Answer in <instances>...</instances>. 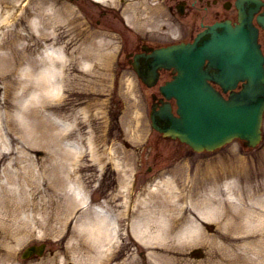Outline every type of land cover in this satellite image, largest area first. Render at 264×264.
I'll return each mask as SVG.
<instances>
[{
    "label": "bare ground",
    "instance_id": "6f19581e",
    "mask_svg": "<svg viewBox=\"0 0 264 264\" xmlns=\"http://www.w3.org/2000/svg\"><path fill=\"white\" fill-rule=\"evenodd\" d=\"M44 1L28 0L34 9L35 18H27L26 12L14 22H4L8 16H18L15 12L18 2H25L0 0V9L3 11L0 26L7 27L3 30V40L0 43V80L4 83V100L0 103L6 109L14 104L9 94L13 84L18 83L16 95L23 98L20 105L22 111L28 112L33 103L37 104L35 116L38 127L43 124L47 127L48 123L57 127L62 123L56 131L46 128V138L58 141L60 137H64L70 128L67 115L73 111L77 124H80L78 114L86 121L88 138L91 122L97 121V114L101 117L103 99L100 96L110 89L109 82L97 66L105 37L95 34L88 27L86 33L80 30L77 37L72 36L73 11L67 6L52 7V14L46 15ZM150 1L135 0L125 6L122 12L129 10L133 14L127 16L129 20L145 21L149 18L148 15H157L164 11L161 3L151 4ZM11 9H14L12 13ZM58 16H64V20L68 21L61 31L50 29L54 24L57 25ZM174 27L175 24H172L169 28L173 30ZM91 69H95L96 74H91ZM91 111L93 113L90 115ZM102 125L103 120L99 121L96 132L102 129ZM9 126L14 129L11 123ZM38 136L41 135L38 133ZM12 140L16 139L12 137ZM100 140L96 137L95 141L89 136L86 159L81 157L69 162L68 155L71 151L65 150V160H45L40 165L43 172L47 173V180L41 184L38 180L40 173L35 170L37 161L26 164L21 154L16 160L18 165L13 167L15 163L8 158V154L14 153V150L0 149V164H5L3 173L7 180L2 182L0 179V245L3 244L2 240L7 243L8 257L13 255L11 246L16 241H21L22 236L31 235L34 227L28 229L27 226L32 221L43 226L45 230L55 229L60 234L72 215L79 211L73 217L70 238L64 251H58L42 264H61L60 261L67 264V260L74 264L109 263L117 246L113 240L119 237L122 228H118L116 219L111 223L112 215L104 205L92 206L83 182L85 180L87 185V179H91L86 171L91 173L97 166L101 167L107 157H116L117 149H107L106 142L100 145ZM48 145L46 141L45 146ZM1 147H5V142L1 143ZM217 168V165L215 167L210 164L205 170L197 167L190 172L186 166L183 167L180 177L162 178L136 198L130 188L124 193L126 199L121 204L118 218L124 219L128 209L132 210L128 217L129 234L135 235L136 239L148 245L151 258L160 260L162 264H182L184 257L181 252L201 241L209 248L207 262L227 260L229 264H234L239 256L237 252L231 253L230 245L237 246L234 243L235 234L241 232L246 233L247 239H255L244 246L239 245L246 253L243 264H264V247L256 246V243L264 242V238L259 237H264L261 232L264 229V211L259 206L252 207L259 199L254 198L256 196L252 193L246 194L244 185L238 186L242 193L238 197L239 203L234 197H228L227 194L236 183L233 177L223 183L227 194L222 195L219 181L224 172L221 173ZM82 170L84 173H81ZM122 177L129 181L128 177ZM204 181L209 182L208 188L201 191L200 186ZM43 184L45 187L41 188ZM63 188L66 191L62 199L58 195ZM79 188L84 191L83 196L77 194ZM35 193L37 194L34 195ZM132 205H139L140 208L135 209ZM37 212L43 216H38ZM213 219H217L223 226L218 235L209 234L202 227L204 222ZM241 221H246V225L251 227L241 225ZM58 226L62 228L58 229ZM220 246H224L223 252L219 250ZM1 248L0 246V251ZM254 253L256 257L250 260ZM61 254L63 258H57ZM5 262L4 254H0V264Z\"/></svg>",
    "mask_w": 264,
    "mask_h": 264
},
{
    "label": "rangeland",
    "instance_id": "374dc122",
    "mask_svg": "<svg viewBox=\"0 0 264 264\" xmlns=\"http://www.w3.org/2000/svg\"><path fill=\"white\" fill-rule=\"evenodd\" d=\"M128 1L134 0H118V4H124ZM163 1L164 5L167 6L174 3V0ZM24 2L25 3L23 4L18 2L19 6L15 10L18 16H8V19L4 22H14L16 18L26 12H28L26 13L27 18H35L34 9L29 5L28 0H24ZM59 6H67L73 11L72 16L74 22L71 24L72 36L77 37L80 30H84V33H86V30H88L86 27H90V31L94 33H101L106 37L104 39V47L101 49L100 57L97 61V66L102 70L105 80L109 82L110 89L105 92V94L100 96L103 99L101 100V117L97 114L95 116L97 121L91 122V132L90 134H87L88 138H86V121L83 119L81 114H78L80 124H77L75 122V118H73L75 115V112L73 111L71 114L67 115L68 118H66L70 123V128L66 131L64 137H60L57 141L46 138L44 136V130L47 128L50 131H56L58 126L62 123H59L57 127L49 123L47 124V127H45L44 124L38 127L36 124L38 120L35 116L37 104L33 103L31 110L28 112L24 110L22 111L20 105L23 98L16 95L19 84L14 83L9 94V97L14 104L6 109L0 103V145L5 142V147H1L0 149L3 151L11 149L14 150V153L8 154V158L13 160L15 163L13 167L16 166L17 157L21 154L23 161L26 164H28L29 161H37V169L35 170L40 173L38 180L41 184L47 180V173L43 172L41 169V165L46 162L45 160L49 158L57 161L65 160V150L71 151L68 155L69 162L80 159L81 157L86 159V149H88L89 136H91V139L95 141L97 137L101 139L99 141L100 145L106 142L105 146L107 149H117V153L114 159L107 157L103 163L104 167H100V170H97L96 167L91 171V173L86 171V175H91V179H87V185L85 180H83V182L86 189L91 194L90 198L94 201L99 200L103 195L102 193L104 192V189L102 188L101 190L102 184L110 182L107 178L108 173H116L117 176L115 177L117 185L120 184L121 186L122 183L120 176L125 175L130 177L131 186L135 191V195H137L144 189L145 185L149 183V181L151 182V180L155 181L156 179L158 180L166 177H176V173L181 172L182 167L184 166H187L190 172L195 171L197 167L205 170L210 167L211 163L212 165H215V167L216 165L218 166V171L221 173L224 172L220 175L221 180L219 181L221 184L220 192H222V195L227 194L225 192L226 186L223 183L225 180L233 177L236 183L233 184V188L229 191L227 196L230 198L234 197L233 199L239 203L238 197L241 196L242 193L240 192L238 186L244 185V192H246V194L252 193L256 196L254 198L259 199V202L255 203L252 207L259 206L264 211V139L262 143L254 149L246 148L240 141H234L215 152L198 153L178 141L162 138L151 128L150 124L149 96L152 89L139 84L136 78H133L131 70L123 69L120 63L121 53L119 33L114 24L116 22V18H120L121 16H115L113 12L109 11L108 14H104L103 12L105 10L102 7L103 5L98 6L92 0H45L43 4L46 15L52 14V7L55 8ZM13 11L14 9H11L10 12L12 13ZM1 12L3 13L0 9V16H2ZM164 17H171V20L175 17L180 22L183 21L186 25L188 35L190 25L194 22H197L198 24L200 20L198 16H186L181 18V16L167 14V16L160 17V22H153L154 19H149L148 22L143 23L142 25L153 28L158 26L161 27ZM208 19H211V17L206 18V20ZM66 21L67 20H64V16H58L57 25L54 24L50 27V29L54 28L61 31L64 29L65 23L68 22ZM5 24L6 23H4L3 26H5ZM6 28L7 27L0 26V43L3 40V30ZM124 34L131 39L129 36L131 33L124 31ZM80 41L81 40H78V42ZM75 44L72 45L74 46ZM68 49L71 50L70 48ZM1 50L2 49H0V52ZM121 58L123 59V55ZM94 70L95 69L90 71L91 74H96V71L94 72ZM0 86L2 87L0 89V101H3L4 83L2 80H0ZM31 111L32 113L30 114ZM92 113L93 112L91 111L90 115ZM95 117H92V119ZM101 120H103V125L101 126L102 129L96 132L95 129H97V125ZM45 121L48 122V119H45ZM10 123L14 127L13 130L10 129ZM38 133L41 136H38ZM12 137L16 140L13 141ZM46 141L49 143L48 147L45 146ZM55 142L57 143L55 144ZM115 159L118 162L121 161L120 166H116V164H114ZM4 165V163L0 164V179L2 182H7L3 173ZM93 166L94 165H92V167ZM81 173H84V170H82ZM177 177L180 176L177 175ZM187 184H189V181H187ZM126 185L127 182L125 180L123 181V186L126 187ZM44 187V184L41 185V188ZM200 187L201 191L206 189L207 182L204 181ZM119 189L122 194L123 188L120 187ZM65 191L66 189L63 188L59 191L60 194L58 196L63 199V193ZM80 192L84 195V191L79 188V193ZM110 193L111 192H108V200L112 199ZM119 198L120 196L115 198V200H118ZM114 205L117 207L119 206L118 203H114ZM76 214L77 212L72 215L68 223L71 222ZM37 215L40 217L43 216L39 212H37ZM239 223L241 225H245L246 227H251L249 224L246 225V221H241ZM211 225L213 226L211 227ZM32 227H34V229ZM27 228H32L31 235L22 236V240L20 242H15L13 246H11V253L14 258L11 255H9V257L7 256V243L2 240L3 244L0 245L2 247L0 254H4L5 259L7 262L9 260L10 264H42L49 261L55 253L58 251H64L70 238L72 224H67V226L64 227L65 229L63 232L60 234H58L55 229L45 230L43 226L37 225L34 221H32ZM61 228L62 226H58V229ZM222 229L223 226L217 221V219H213L203 226V230L205 232L213 235H218ZM261 232L264 234V229ZM1 234L2 233L0 231V237ZM245 235L246 233L241 232L240 234H235L236 239L234 243H236L237 246L230 245V247H232L231 253L234 254L237 252L239 256V260L235 261L234 264H243L245 262V258L243 259V256L246 255V253L239 248V245L244 246V244L248 241L255 240L253 237L247 239ZM125 236L126 243L122 244L119 248L117 252L119 254H117L118 256L131 254V256L136 259V261H134L131 259L132 257L128 258L131 264H143L144 262L146 264H162L158 259H149V249L147 246L133 240L129 235ZM259 237L264 238L261 235H259ZM42 241H47V248L43 256H35L32 258L21 257V251L25 246ZM256 246L264 247V242H258L256 243ZM198 247L201 248L202 252L195 251V248ZM223 249L224 246L219 247L221 252H223ZM141 252L148 254L147 259L140 258L139 255ZM181 253V256L184 257L182 264H229L227 260L224 262L223 260L220 262H216L215 260L207 262V259L209 258V248L201 241L188 246ZM255 257L256 255L254 253L250 257V260ZM118 259L119 258H116V260ZM67 264L74 263L67 260ZM252 264L255 263L252 262Z\"/></svg>",
    "mask_w": 264,
    "mask_h": 264
},
{
    "label": "water",
    "instance_id": "95a60500",
    "mask_svg": "<svg viewBox=\"0 0 264 264\" xmlns=\"http://www.w3.org/2000/svg\"><path fill=\"white\" fill-rule=\"evenodd\" d=\"M257 4L261 3L258 1ZM214 41L218 42L217 46L212 45ZM182 52L185 55H181L178 59V64L183 68V74H180L181 79L170 82L167 87H164L167 93L178 97L181 117L172 115L171 106L168 104L164 114L171 120V124L166 127V131L172 136H179L188 141L197 149L218 145L226 140L222 137L227 133L245 136L249 144H256L261 139L264 85L249 83L243 91L234 92L235 95L230 99H225L208 83L207 69L203 68L204 58L210 55L214 61H219L217 67L222 70L219 74H213L217 78L230 75V72H224V64L225 66L241 64L243 70L236 69L238 71L235 70L234 74L237 77L246 74L252 78L254 71L259 68L256 63L258 60L256 35L214 36L206 44L184 47ZM235 59L238 62H235ZM194 93L196 97H193ZM198 101L205 108L201 116L197 114ZM185 102L188 104V111ZM254 127L255 133L251 132ZM232 135L229 134V137Z\"/></svg>",
    "mask_w": 264,
    "mask_h": 264
},
{
    "label": "flooded vegetation",
    "instance_id": "af4514ba",
    "mask_svg": "<svg viewBox=\"0 0 264 264\" xmlns=\"http://www.w3.org/2000/svg\"><path fill=\"white\" fill-rule=\"evenodd\" d=\"M216 1L218 2V0H216ZM235 11H237L235 6H231V7L227 8L225 3H224L223 5H218L217 9L215 11H212V12H215L216 16H231V17H235L236 14H237V12L235 13ZM165 72L168 73L167 71H165Z\"/></svg>",
    "mask_w": 264,
    "mask_h": 264
}]
</instances>
